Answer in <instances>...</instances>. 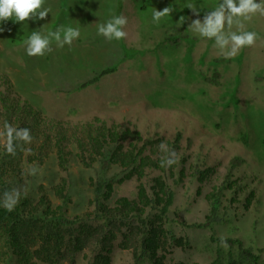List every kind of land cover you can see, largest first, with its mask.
<instances>
[{"label": "rangeland", "instance_id": "1", "mask_svg": "<svg viewBox=\"0 0 264 264\" xmlns=\"http://www.w3.org/2000/svg\"><path fill=\"white\" fill-rule=\"evenodd\" d=\"M220 3L44 0L42 8L51 9L45 19H9L0 24L4 29L0 31V77L10 82L12 88L6 89L13 96L45 116L43 128L49 126L46 128L53 135L61 131L64 138L58 148L65 160L59 164L54 155L57 146L43 160H28L29 148H25L15 169L0 173L7 187L4 192L15 190L20 196L31 197L35 204L45 191L52 206L64 204L69 216L84 215L92 209L89 200L94 181L101 174L109 177L120 172L113 165L102 172L99 155L78 145L80 139L86 140L83 132L87 127L105 123L138 130L152 138L153 144L143 152L151 158L162 149L161 144L181 132L176 157L185 153V175L176 185L171 177L166 179L174 191L168 221L176 237H187L188 245L169 242L163 251L164 264H225L226 252L230 249L236 255V247L217 238H239L254 251L264 246V15L240 18L243 30L256 32L258 38L252 46L225 58L214 39L200 36L190 26ZM168 7L173 11L154 22L152 13ZM120 15L127 18L125 38L108 40L97 34L98 24ZM61 24L79 27L80 36L62 48L52 41L51 51L43 56L26 55L23 41L32 31L46 35ZM225 31L239 29L233 23L230 29L226 25ZM166 37L173 42L165 41ZM57 121L61 126L55 124ZM49 138L51 145L55 144V137ZM6 144L0 128V154ZM201 152L209 156L211 164L203 181L191 177L189 168L195 161L194 153ZM236 158L241 161L232 180L242 181L247 192L253 191L250 205L243 208L246 199H231L229 188H225L218 210L221 219L209 221L207 227L189 225L207 221L210 195L223 182L229 162ZM181 167L182 163L175 172ZM157 173L148 172L140 180L134 175L115 184L110 202L119 196L135 198L140 182L150 192ZM174 177H178L177 172ZM63 181L70 198L64 203L56 194ZM31 246L30 250H38L40 239ZM2 255L0 250V258ZM57 257L61 263L34 260L38 264H87L83 253L73 257V262L60 254ZM260 260L264 263V253ZM243 263L247 264L246 259ZM0 264H4L1 259ZM111 264H133L130 251L115 246Z\"/></svg>", "mask_w": 264, "mask_h": 264}, {"label": "trees", "instance_id": "2", "mask_svg": "<svg viewBox=\"0 0 264 264\" xmlns=\"http://www.w3.org/2000/svg\"><path fill=\"white\" fill-rule=\"evenodd\" d=\"M164 40L173 42L167 37ZM0 79V128L5 132L4 124L7 122L14 128L30 129L32 136L30 143L17 141L21 147L17 148L15 155L8 154L6 147L4 148L3 155L0 154V173L14 170L17 163L23 160L25 148H29L28 160H43L44 157H49L51 155L49 151L57 146L56 154H53L59 160V164L63 165L64 154L58 146L62 143L64 135L58 130L54 132L55 135L49 133L50 128H46L49 126L43 128L45 116L26 101L13 96L10 82L2 76ZM55 124L61 126L59 121ZM51 136L56 139L53 145L49 138ZM85 137L86 140L80 139L78 145L82 149L88 146V150L91 149L99 155L100 170L104 172L113 165L120 168V172L109 177L101 174L94 181L93 198L89 200L92 209L84 215L69 216L63 207L64 204L52 206L45 191L35 204H32L31 197L22 195L13 211L9 212L0 207V223H4L3 237L0 239V250L3 255L0 259L4 264H38L34 260L36 257L44 261L55 259L61 263V258H56L57 254L71 258L73 262L80 253H83L87 264H111V254L115 246L129 250L133 264H164L163 251H166L169 242L182 247L188 245L187 237H176L169 228L168 212L173 204L174 191L166 181L171 177L172 184L176 185L185 175L183 168L185 153L178 159L176 157L177 162L171 167H161V160L167 155V151L161 149L153 158L147 154L143 155L147 146L153 144L152 138L142 136L140 131L120 124L103 123L97 124L94 128L87 127L83 132V138ZM181 137L182 133L177 132L172 141H166V149L177 152ZM187 148L190 146L187 145ZM194 154L195 161L189 164L190 174L191 177L203 181L206 172L211 169L209 156L203 152ZM240 161L236 158L229 162L228 169L222 177L223 182L219 187H215L216 193H211L207 221L189 225L207 227L209 221L221 219L218 210L225 188H229L231 199H246L243 208L250 205L251 199L254 198L253 191L247 192L242 181L236 183L232 180L234 168ZM181 163L182 167L176 171L178 177H174L175 169ZM157 171L159 173L152 177L150 192L140 182L135 198L119 196L110 202L115 184L134 175L140 180L148 172ZM64 181L56 189V194L63 199V203L70 200ZM5 185L0 180V193L4 194V191H7ZM2 198L0 195V199ZM117 238L119 241L115 243ZM38 239H40L38 250H30L31 243ZM216 241H225L236 247V255L230 249L226 252L225 264H246L243 263V259H246L247 264H264L260 260L264 246H258L254 251L239 238H217Z\"/></svg>", "mask_w": 264, "mask_h": 264}, {"label": "clouds", "instance_id": "3", "mask_svg": "<svg viewBox=\"0 0 264 264\" xmlns=\"http://www.w3.org/2000/svg\"><path fill=\"white\" fill-rule=\"evenodd\" d=\"M44 0H0V24L11 19L13 22H22L28 19L43 20L51 12L50 8H42ZM171 8H164L162 11L155 10L152 13L154 22H158L162 16L170 14ZM194 12L196 10H193ZM259 13L264 15V0H221L218 7L207 12L203 19H195L190 26L193 31L202 37L214 39L225 58L235 56L245 46H252L258 34L254 31L243 30V23L240 18L249 20L253 15ZM235 23L239 31H225L227 25L230 29ZM127 24V18L123 15L114 16L104 23L97 25V34L108 40H121L127 36L123 30ZM4 29L0 27V31ZM80 36L79 27L70 25H59L54 30H49L46 35L39 31H32L23 41L26 55L43 56L45 52L51 51V43L55 41L58 47L71 45L72 41ZM4 134L7 137L6 152L16 154L17 141L30 143L32 136L28 128H14L7 122L4 124ZM160 147L167 151V155L161 160V167H171L177 162L176 152L167 150L166 145ZM20 193L13 190L5 192L0 199V207L11 212L19 202Z\"/></svg>", "mask_w": 264, "mask_h": 264}]
</instances>
